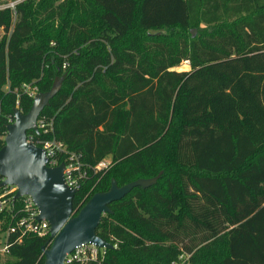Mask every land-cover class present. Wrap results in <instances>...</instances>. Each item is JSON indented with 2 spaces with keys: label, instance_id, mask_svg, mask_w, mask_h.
<instances>
[{
  "label": "trees",
  "instance_id": "16d2710c",
  "mask_svg": "<svg viewBox=\"0 0 264 264\" xmlns=\"http://www.w3.org/2000/svg\"><path fill=\"white\" fill-rule=\"evenodd\" d=\"M0 29V149L33 104L24 85L66 75L39 117L50 132L28 135L77 155L76 214L112 179L162 172L110 205L103 264H264V0H22ZM20 216L0 214L1 230ZM6 244L1 264H44L52 239Z\"/></svg>",
  "mask_w": 264,
  "mask_h": 264
},
{
  "label": "water",
  "instance_id": "95a60500",
  "mask_svg": "<svg viewBox=\"0 0 264 264\" xmlns=\"http://www.w3.org/2000/svg\"><path fill=\"white\" fill-rule=\"evenodd\" d=\"M65 77L56 79L49 91L35 95L28 113L14 109V121L7 126L5 145L0 149V177L4 179L1 187H17L14 200L29 196L39 209L37 220L50 225L52 244L43 249L44 264H65L67 254L86 244L114 249L97 234L103 216L111 212L110 205L125 198L134 188L156 184L160 177L140 178L124 186L112 179L108 191L95 193L76 214L74 198L78 190L67 185L65 165L49 166L45 151L28 139L29 131L39 132L36 123L62 89Z\"/></svg>",
  "mask_w": 264,
  "mask_h": 264
},
{
  "label": "built area",
  "instance_id": "2783aa9c",
  "mask_svg": "<svg viewBox=\"0 0 264 264\" xmlns=\"http://www.w3.org/2000/svg\"><path fill=\"white\" fill-rule=\"evenodd\" d=\"M22 0H15L11 4H8L6 7L15 8V5ZM4 7V8H6ZM3 9V8H0ZM188 64L189 62L186 61ZM31 85H24L26 92H28L32 97L35 96L37 89H28ZM50 122L45 118L38 119L36 125L39 131H43L44 133L50 132L49 126ZM28 139L31 143L36 146L41 147L47 156L49 166L55 167L60 164L65 165V180L69 187L74 189H79L81 185V178L85 175V172H82L81 163L78 160V157L74 153H68L66 146L56 140H43V141H35L33 135H28ZM37 142V143H35ZM62 153H68L69 156L67 158L66 163L60 162V155ZM105 167V165L100 163L96 169L100 170ZM1 178V177H0ZM3 178H1L0 182V214L4 213H17L20 215V218L16 220V223L10 227L7 232V236L9 233H15L16 231H21L22 233L34 234L40 237L45 235H49L50 225L47 221H38L37 216L39 215V209L34 204L33 200L29 196H24L18 200H14V197L17 193V187L15 186H5L1 187V183L3 182ZM20 203V207L17 208V203ZM7 244L0 251V254L4 255L8 252ZM107 249L99 248L94 244H86L79 247H76L71 253L67 254L64 263L65 264H103L105 259Z\"/></svg>",
  "mask_w": 264,
  "mask_h": 264
},
{
  "label": "rangeland",
  "instance_id": "374dc122",
  "mask_svg": "<svg viewBox=\"0 0 264 264\" xmlns=\"http://www.w3.org/2000/svg\"><path fill=\"white\" fill-rule=\"evenodd\" d=\"M13 1H15V0L10 1L9 3H0V8L6 7L8 4H11ZM3 36H4V30L0 29V41L2 40ZM175 70H177V71H188V70H190V65L187 62H183L179 67H176ZM57 79H60V78H57ZM28 89H34V87L29 86ZM38 93H40V92L37 91L35 93V95H37ZM110 162H111V157H108L103 161V164L106 167L109 165ZM159 175L161 177L162 172H160ZM153 178H155V177H153ZM145 179H151V178H145ZM1 225L2 224H0V226ZM1 228H2V226H1ZM1 228H0V251L5 247L6 242H7V231L1 230ZM5 257H6L5 255L0 254V264L4 261ZM176 264H188V256H186V255L180 256L179 261H177Z\"/></svg>",
  "mask_w": 264,
  "mask_h": 264
}]
</instances>
